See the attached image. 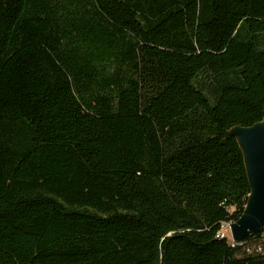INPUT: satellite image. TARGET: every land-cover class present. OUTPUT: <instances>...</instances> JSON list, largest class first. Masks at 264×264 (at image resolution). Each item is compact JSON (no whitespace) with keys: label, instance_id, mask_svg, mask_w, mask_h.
<instances>
[{"label":"trees","instance_id":"obj_1","mask_svg":"<svg viewBox=\"0 0 264 264\" xmlns=\"http://www.w3.org/2000/svg\"><path fill=\"white\" fill-rule=\"evenodd\" d=\"M263 119L264 0H0V264H264Z\"/></svg>","mask_w":264,"mask_h":264},{"label":"water","instance_id":"obj_2","mask_svg":"<svg viewBox=\"0 0 264 264\" xmlns=\"http://www.w3.org/2000/svg\"><path fill=\"white\" fill-rule=\"evenodd\" d=\"M229 135L237 140L244 157L250 195L240 219L228 225L232 241L264 232V119L252 127H234Z\"/></svg>","mask_w":264,"mask_h":264},{"label":"rangeland","instance_id":"obj_3","mask_svg":"<svg viewBox=\"0 0 264 264\" xmlns=\"http://www.w3.org/2000/svg\"><path fill=\"white\" fill-rule=\"evenodd\" d=\"M222 233L225 234V236H227V238L229 239L230 242L232 241L228 225L224 226ZM248 248L250 251H254V249H258V251H259L260 248L263 249V246L258 244V242L252 241L249 243Z\"/></svg>","mask_w":264,"mask_h":264},{"label":"built area","instance_id":"obj_4","mask_svg":"<svg viewBox=\"0 0 264 264\" xmlns=\"http://www.w3.org/2000/svg\"><path fill=\"white\" fill-rule=\"evenodd\" d=\"M224 236H225V234H224ZM226 237H227V236H226ZM230 244H231L232 246H237V245L240 246V245H242L241 243L238 244V242H234V241H231ZM260 250H261V249H260ZM260 250H259V251H260Z\"/></svg>","mask_w":264,"mask_h":264}]
</instances>
